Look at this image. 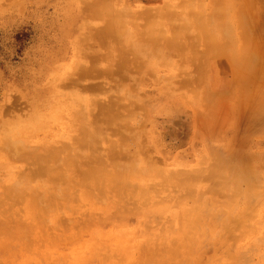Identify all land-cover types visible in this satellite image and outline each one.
Masks as SVG:
<instances>
[{"label":"rangeland","instance_id":"374dc122","mask_svg":"<svg viewBox=\"0 0 264 264\" xmlns=\"http://www.w3.org/2000/svg\"><path fill=\"white\" fill-rule=\"evenodd\" d=\"M97 1L0 0V264H264V0ZM71 160L130 168L120 202Z\"/></svg>","mask_w":264,"mask_h":264},{"label":"bare ground","instance_id":"6f19581e","mask_svg":"<svg viewBox=\"0 0 264 264\" xmlns=\"http://www.w3.org/2000/svg\"><path fill=\"white\" fill-rule=\"evenodd\" d=\"M97 2L103 3V0H99ZM249 52H251V53L253 52V48L252 47H250V48L247 47L245 55L242 56L243 63H249V61L251 60V56H250ZM259 60L260 61H264L262 59H259ZM89 102L90 101H87V104H89ZM83 108H85V107L81 106V107H79L78 110L74 109V108H69L67 110L71 113V116L78 117V112L80 110H82V112H83ZM88 108L90 109V105L88 106ZM134 108H135V105H129V106L126 107V109H129V110L134 109ZM106 115H107L105 117V118H107L106 121H108L109 119L114 117V115L110 114L109 111L106 112ZM126 116H128V115L126 114ZM51 118L52 117H49L46 120V122L44 123V125H40L39 130L42 129L43 126H47L48 124L50 125L52 122H55L57 120V119L53 120ZM68 119H70V118H68ZM48 120H49V123H48ZM34 131H38V130H33V132ZM75 142H76L75 143V145H76L75 149H78V144L84 142V138L83 137H81L80 139L77 138V140ZM86 142H88V141L86 140ZM65 147H66V144L63 145V148H65ZM113 153H114L113 156H109V159H107L109 164H111V162H113L115 160L118 161L121 158V154H122L121 152H118V153L113 152ZM87 158H90V157H87ZM97 162L99 163V161H97ZM97 162L94 161V163L93 162L92 163L95 164ZM35 163H36L35 167L32 170L30 176L32 177V175H35V176L44 175V179H40V180L34 182V185H32L31 188H28V189H25V190H18V192L21 195H23L24 198H25L24 194H31L33 190H36L37 192L42 193L41 197H39L38 199H34V198H32V196H28V197L25 198L26 199L25 212H27L26 214L29 217L30 216H35V213L39 212L40 208L51 207L52 204H55V201L53 199H51L49 196H47V194H45L44 192H48L49 190L54 189L53 188L54 187L53 183L58 182L59 179L61 178V175L58 174V172H57L58 165L55 164L54 162H51L49 164L47 160H45L44 158L40 157L39 159H37L35 161ZM98 163H97V166H99ZM84 164L85 163H82V162L81 163H75V162H73L71 160L70 165H71V168L73 169V174H71L70 172L69 173L66 172V174H65V177L68 178V180L70 179V180L75 181L77 183V185L79 186V188L81 190L80 196L87 198V197H89L91 195L90 191L88 189L84 188V187H91L92 188L94 186L95 189L96 188L98 189L97 192L100 193L101 189L103 190L105 187H106L105 189H107V188L113 186V190H112L113 196L116 199L117 203H119L120 202L119 196L122 197L120 194H122L123 193L122 191L125 190L128 187V184L126 182V179H125L124 175L127 174L130 171V168L126 167L123 170V172L120 171L119 169H117V170L115 169L113 171V173L111 174V176L113 175V178H112L111 176L107 175V171L108 170L106 168L105 162H102V166L100 168H98V167H92L91 168L92 165H90L89 163L87 164L88 166L87 165L84 166ZM75 170H77L76 173L74 172ZM5 174L7 176H10L11 179L15 178V176H14L15 175V171L14 170L13 171L12 170L11 171L7 170L5 172ZM63 176L64 175H62V177ZM105 176L108 178V180L111 181V183L108 180H107V183H105ZM28 181L30 182L31 179L29 178ZM102 181L105 184L100 189V187L102 185ZM64 196L66 197V195H64ZM102 196H103V193H102ZM104 197H106L105 193H104ZM138 197H140V195H138V194L133 196V198H135V199L138 198ZM19 198H20L19 195H17L15 199H13L9 195L10 202L7 203V201H6L5 203L8 204L9 208L11 206L13 207V204H15L18 201ZM68 198L71 200V196H69ZM65 201H66V198H65ZM0 216L3 217V215H0ZM4 217H7V216L4 215ZM1 222L4 223L5 222L4 219ZM3 223H2V226L4 227V231H5L6 230L5 227L8 224H6V223L3 224ZM181 228H183L184 232L187 229V227L185 225H183ZM9 229L10 230L4 232V234H5L4 240H6V241L14 239L13 236H12V235H14L13 233L16 232L15 234H17V231H19V230H17V231L15 230V231L12 232L11 230H13V229H11V228H9ZM8 232L10 234H8ZM25 233L26 232H22L23 235L19 234L20 236L19 235H17V236H19V237L24 236ZM7 235H9V236H7ZM10 236H12V237H10ZM7 238H10V239H7ZM15 238H18V237H15ZM24 241H25V237H24L23 242Z\"/></svg>","mask_w":264,"mask_h":264}]
</instances>
